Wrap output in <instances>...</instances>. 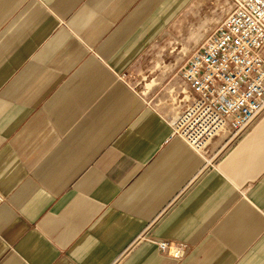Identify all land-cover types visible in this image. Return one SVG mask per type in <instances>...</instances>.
I'll return each instance as SVG.
<instances>
[{
  "label": "crops",
  "instance_id": "1",
  "mask_svg": "<svg viewBox=\"0 0 264 264\" xmlns=\"http://www.w3.org/2000/svg\"><path fill=\"white\" fill-rule=\"evenodd\" d=\"M227 2L0 0V264H264V113L200 152L170 124Z\"/></svg>",
  "mask_w": 264,
  "mask_h": 264
},
{
  "label": "built area",
  "instance_id": "2",
  "mask_svg": "<svg viewBox=\"0 0 264 264\" xmlns=\"http://www.w3.org/2000/svg\"><path fill=\"white\" fill-rule=\"evenodd\" d=\"M231 2L229 14L179 71L196 97L170 120L172 135L197 152L222 131L232 139L241 136L264 113V0ZM158 246L173 258L185 254L181 242Z\"/></svg>",
  "mask_w": 264,
  "mask_h": 264
},
{
  "label": "rangeland",
  "instance_id": "3",
  "mask_svg": "<svg viewBox=\"0 0 264 264\" xmlns=\"http://www.w3.org/2000/svg\"><path fill=\"white\" fill-rule=\"evenodd\" d=\"M226 1H228L227 3V10H229V12L231 11V9H232V2H231V0H226ZM229 14V13H228ZM227 14V15H228ZM217 26V25H216ZM204 40H202V41H200V43L199 44H197L196 46H195V48H197V47H199L200 45H201V43L203 42ZM195 48H193L191 51H190V53H189V55L192 53V51L195 49ZM188 55V56H189ZM187 56V57H188ZM187 57H186V59H187ZM186 59L181 63V65L179 66V68L177 69V72L179 73V71H180V68L184 65V63H185V61H186ZM152 75L153 74H150V76L149 75H147V74H145V79L143 80V83H151V86L150 87H146V86H144V88L145 89H147V91H149V93L151 94L150 96H153V98H155V97H161L162 96V94H161V92H162V87H159V89H156V90H154L155 89V86H154V77H152ZM153 82H152V81ZM148 86V85H147ZM154 92V93H153ZM153 93V94H152Z\"/></svg>",
  "mask_w": 264,
  "mask_h": 264
}]
</instances>
